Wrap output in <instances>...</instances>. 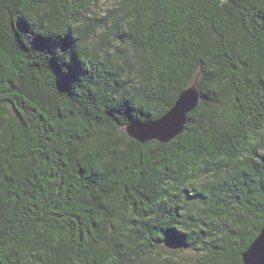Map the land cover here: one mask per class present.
Returning a JSON list of instances; mask_svg holds the SVG:
<instances>
[{"label": "trees", "instance_id": "trees-1", "mask_svg": "<svg viewBox=\"0 0 264 264\" xmlns=\"http://www.w3.org/2000/svg\"><path fill=\"white\" fill-rule=\"evenodd\" d=\"M263 227L264 0H0V264H245Z\"/></svg>", "mask_w": 264, "mask_h": 264}, {"label": "water", "instance_id": "water-1", "mask_svg": "<svg viewBox=\"0 0 264 264\" xmlns=\"http://www.w3.org/2000/svg\"><path fill=\"white\" fill-rule=\"evenodd\" d=\"M199 101L200 94L194 84L179 94L172 108L162 117L130 123L127 133L142 143L151 140L169 142L184 131L187 114L198 106ZM243 259L245 264H264V227L244 253Z\"/></svg>", "mask_w": 264, "mask_h": 264}, {"label": "rangeland", "instance_id": "rangeland-1", "mask_svg": "<svg viewBox=\"0 0 264 264\" xmlns=\"http://www.w3.org/2000/svg\"><path fill=\"white\" fill-rule=\"evenodd\" d=\"M167 249H169L170 251H172L174 253V256L177 257H182V258H189V256L193 255V252L191 250H187V251H181L178 250L175 246L173 245H167Z\"/></svg>", "mask_w": 264, "mask_h": 264}]
</instances>
